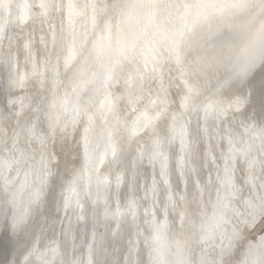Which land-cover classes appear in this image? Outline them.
<instances>
[{
  "label": "clouds",
  "instance_id": "9594fccd",
  "mask_svg": "<svg viewBox=\"0 0 264 264\" xmlns=\"http://www.w3.org/2000/svg\"><path fill=\"white\" fill-rule=\"evenodd\" d=\"M0 264H264V0H0Z\"/></svg>",
  "mask_w": 264,
  "mask_h": 264
},
{
  "label": "snow or ice",
  "instance_id": "6c2138e0",
  "mask_svg": "<svg viewBox=\"0 0 264 264\" xmlns=\"http://www.w3.org/2000/svg\"><path fill=\"white\" fill-rule=\"evenodd\" d=\"M69 61H70V58H69Z\"/></svg>",
  "mask_w": 264,
  "mask_h": 264
}]
</instances>
